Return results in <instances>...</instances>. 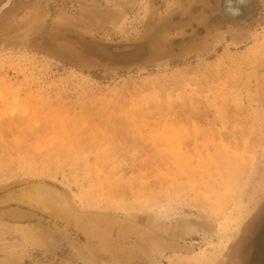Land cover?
I'll return each mask as SVG.
<instances>
[{"label": "rangeland", "instance_id": "1", "mask_svg": "<svg viewBox=\"0 0 264 264\" xmlns=\"http://www.w3.org/2000/svg\"><path fill=\"white\" fill-rule=\"evenodd\" d=\"M214 5L0 6V187L20 182L0 191V264H257L264 0L244 23L212 19ZM13 207L37 218L10 220Z\"/></svg>", "mask_w": 264, "mask_h": 264}, {"label": "bare ground", "instance_id": "2", "mask_svg": "<svg viewBox=\"0 0 264 264\" xmlns=\"http://www.w3.org/2000/svg\"><path fill=\"white\" fill-rule=\"evenodd\" d=\"M230 11V10H229ZM230 12H233V11H230ZM233 14V13H232ZM236 176L237 175H233L232 176V178H231V180H230V182L229 183H227L225 186H224V193L225 192H229V191H231L232 190V188H233V181L235 180V178H236ZM217 182V181H216ZM194 185V184H193ZM210 185V184H209ZM217 185V184H216ZM222 185V184H221ZM211 186V185H210ZM5 187H8V185H6ZM217 187V186H216ZM10 188V187H9ZM2 189H4V185L3 186H1L0 187V191H2ZM6 189H8V188H6ZM5 189V190H6ZM217 189V188H216ZM219 190V189H218ZM213 192V191H212ZM218 193V192H217ZM212 194V193H211ZM220 196V195H219ZM214 197V196H213ZM34 199H35V201L37 202V206L38 207H40L42 210H44L45 212H47V213H49V214H51V215H53V216H55V217H60V218H63V219H70L71 217H72V212H71V210H70V208L68 207V206H66V207H63V206H61V207H57V205H59L58 204V202L56 201V202H54V203H52L51 201H49V199L48 200H46V199H44L43 197L41 198V197H37V196H35L34 197ZM59 199H61L60 197H59ZM215 199V198H214ZM9 200V199H8ZM17 200V199H16ZM50 200H52V199H50ZM214 205V204H213ZM15 208V209H14ZM39 208V209H40ZM9 211V210H8ZM166 212L168 213L169 211L168 210H166ZM166 212L165 213H163V214H160V215H157V219H159V218H161V217H163V215H166ZM10 214L12 215V216H17V218H15V217H12V216H10V215H8L7 214V212H6V216H7V218L8 219H10V220H13V221H23V220H27V219H29L30 217H33L34 215H33V213L32 212H30V211H28V210H25V209H21V208H16V207H13V209H11L10 210ZM24 216V217H23ZM156 216V215H155ZM18 217H20V218H18ZM21 219V220H20ZM151 219V221H153L152 220V218H149L148 220H147V223L149 222V220ZM213 228V227H212ZM215 228H216V226H215ZM196 229H197V227L196 226H192V227H186V226H182L181 227V229H180V232H181V234L182 235H185L187 232H189V231H196ZM218 229V228H217ZM216 229V230H217ZM203 232V231H202ZM204 234H206V232H203ZM226 244V243H225ZM85 261V260H84Z\"/></svg>", "mask_w": 264, "mask_h": 264}, {"label": "flooded vegetation", "instance_id": "3", "mask_svg": "<svg viewBox=\"0 0 264 264\" xmlns=\"http://www.w3.org/2000/svg\"><path fill=\"white\" fill-rule=\"evenodd\" d=\"M20 2H29L30 0H18ZM15 0H5L0 6H4L1 12L7 8H10L14 5ZM223 0H215L214 10L211 14V18L222 22L228 23H244L255 12V0H231V7L236 10L231 15L225 14L222 10ZM5 4V5H4ZM0 12V14H1ZM255 258V257H254ZM257 259V264H264V250L261 252L260 256ZM255 259V260H256Z\"/></svg>", "mask_w": 264, "mask_h": 264}, {"label": "water", "instance_id": "4", "mask_svg": "<svg viewBox=\"0 0 264 264\" xmlns=\"http://www.w3.org/2000/svg\"><path fill=\"white\" fill-rule=\"evenodd\" d=\"M88 12L91 15L99 17V18H111V17H115L116 16L115 13L108 12V11H105V10H100V9H90ZM19 183H20L19 181L10 182V183L6 184V185H8V187H5L6 185H4V189H2V190H5L6 188L12 187V186H14L16 184H19ZM30 212H32V211H30ZM31 218H37V215H35V213H34V216L30 217L29 219H31Z\"/></svg>", "mask_w": 264, "mask_h": 264}]
</instances>
